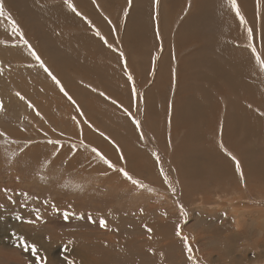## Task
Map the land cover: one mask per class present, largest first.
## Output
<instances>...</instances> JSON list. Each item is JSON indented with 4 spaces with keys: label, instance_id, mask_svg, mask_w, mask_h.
Listing matches in <instances>:
<instances>
[{
    "label": "rangeland",
    "instance_id": "obj_1",
    "mask_svg": "<svg viewBox=\"0 0 264 264\" xmlns=\"http://www.w3.org/2000/svg\"><path fill=\"white\" fill-rule=\"evenodd\" d=\"M143 1L155 39L157 25L169 32L167 65L177 77L184 48L173 43V32L194 1L172 18L161 16L162 0ZM2 2L0 240L23 241L26 260L40 264H264V176L247 174V163L228 151L222 111L182 124L173 105L180 86L160 81L156 87L150 77L163 50L149 46L138 64V26L126 39L131 50L121 46L134 0L120 7L104 1L107 13L101 0H71L75 11L67 0ZM34 4L59 10L44 15ZM9 14L23 35L12 31ZM257 54L262 60L264 54L255 53L264 74ZM215 97L224 107L226 98ZM208 147L221 156L206 154ZM197 151L209 161L199 180L186 175Z\"/></svg>",
    "mask_w": 264,
    "mask_h": 264
},
{
    "label": "bare ground",
    "instance_id": "obj_2",
    "mask_svg": "<svg viewBox=\"0 0 264 264\" xmlns=\"http://www.w3.org/2000/svg\"><path fill=\"white\" fill-rule=\"evenodd\" d=\"M101 1H103L104 12L112 11L111 8L104 4V1L108 3V0ZM114 1H116L118 6L119 4L122 6L126 5V0ZM169 1L170 4H167L166 0L161 2L163 5L161 16L163 17L168 12L170 14V16L168 15L169 18L176 17V14L186 3L189 2L190 6L191 1H194V10L186 14L187 16L184 17L177 31L173 32V43L179 48H184L183 55H181L182 58L176 63L175 73L177 77L171 78L170 68L167 65L169 61L167 49L170 43L169 32L166 31L167 28L161 29V24L157 25L158 32L161 31L155 39L152 22H149V24L146 22L150 6L148 4L143 6V0H134L133 5L128 10V22L126 25H122L121 36L123 38H121V46L124 45L131 50L128 45L129 41L126 39H128L127 37L131 31L138 26L139 36L138 39H135L138 40L136 44L139 46V50L142 48L139 51L141 59L138 64L141 65L146 61L145 58L147 57L145 56L149 46H158V48L163 50L159 61H154L155 63L152 61L158 69L154 70L153 66L150 77L156 79L154 84L156 87L160 84V81L164 84L173 81L180 86L176 90L177 99L173 102V105L176 107L175 113L181 119L182 124L189 122L188 124L193 125L194 122H201L205 113H209L210 117L214 119L215 115L222 111L221 134L222 137L225 136L226 142L229 143L230 148L233 150L229 149L228 151L239 155L247 163V174L250 173L258 178L263 177L264 116L261 114L260 108L261 105H264V74L260 72L258 66H255L257 64L255 53L263 52L264 54V34L262 39L260 36L261 32L264 33V0H256V2H253V0L240 1V5L246 10L245 17H243L244 21L237 15L231 0ZM110 3H113L112 0H110ZM175 5L181 6L179 9L174 10ZM33 6L35 9L41 10L43 14L47 12L50 15L51 13L57 14V10H59V7L53 9L54 7L40 8L37 4ZM255 14L259 18L254 21ZM204 15L207 16L206 23L203 20ZM161 16L158 14L159 21ZM201 17L203 18L201 19ZM248 24L249 27L253 26L254 28L255 35L253 33L252 35L255 40L253 42L247 41L249 39ZM5 26L4 23H0V32L5 29ZM208 26L211 27L209 31H207ZM103 31H106L104 25ZM252 46L256 49L255 53H253ZM259 56L261 57L262 55L259 54ZM142 57H145L143 58L145 60H142ZM253 61L255 62L254 64ZM156 63L158 64L156 65ZM191 66L197 68L193 69ZM214 95L223 96L221 99L226 98L224 107L221 106L217 97L214 98ZM150 105H153L152 101H150ZM198 138L201 141L199 136ZM238 146L249 147L244 149V147L240 148ZM200 148L204 149L201 146ZM197 152L188 159L186 175L188 174V177L199 180L201 175L206 173V166L209 161H205V154L202 151ZM221 153L216 147H210L206 150V154L213 156H221ZM261 153H263V156ZM48 260H41V264ZM72 262L75 264L74 261Z\"/></svg>",
    "mask_w": 264,
    "mask_h": 264
},
{
    "label": "snow or ice",
    "instance_id": "obj_3",
    "mask_svg": "<svg viewBox=\"0 0 264 264\" xmlns=\"http://www.w3.org/2000/svg\"><path fill=\"white\" fill-rule=\"evenodd\" d=\"M129 2H131V0H129ZM67 3H68V5H69V7H72L73 11H75V6L72 4L71 0H67ZM231 4H232L233 7L236 8V13H237V15H240L241 20H243L244 18H243V16H242L241 13H240L239 7H238V5L236 4V0H231ZM3 15H4L3 2H2V0H0V16H3ZM8 19L11 20V22H12V31H13L14 33L19 32L21 35H23L22 31H21L20 28H19V25L16 23V21H15L14 19H12V17H11L10 14H9V16H8ZM248 31H249V36H251V35H252V29H249ZM97 35H99V32H97ZM23 42H24L25 44H28V41H27V40H24ZM29 48H30V50H31V46H30V45H29ZM252 50H253V52L256 51V49H255L254 46H252ZM32 55L36 56L37 61H39L40 64H41V66L44 67V63H43V61L41 60L40 56L36 54V52H35L34 50H32ZM121 55H123V53H121ZM256 58H257V60H259L261 68H264V60L260 59L259 54H257V57H256ZM45 71H48V69L45 68ZM49 74L51 75V73H49ZM52 79H53L57 84L60 83V81L57 80L55 76H53ZM61 90L63 91V88H62V87H61ZM17 95L19 96L20 93H17ZM65 95H67V93H65ZM68 98H69L70 100L72 99L70 96H69ZM21 99H23L22 96H21ZM73 102H74V101H73ZM2 106H3L2 103H0V108H2ZM136 123L139 124V121H137ZM233 159L235 160V157H233ZM105 163H110V162L107 161V159H105ZM236 166H237V169L239 170V168H240L239 161L236 162ZM119 171L123 172V175H124L128 180H130L134 185H140L141 187H144V185H142L140 181L133 179V177H132L127 171H124L123 169H119ZM241 175H243L242 172H241ZM181 209H183V206H182V205H181ZM100 223H101L102 226H106V221L101 220ZM149 231H151V229H149ZM184 239L187 240V237H185ZM188 250H189V252H191V248H190V247H189Z\"/></svg>",
    "mask_w": 264,
    "mask_h": 264
},
{
    "label": "crops",
    "instance_id": "obj_4",
    "mask_svg": "<svg viewBox=\"0 0 264 264\" xmlns=\"http://www.w3.org/2000/svg\"><path fill=\"white\" fill-rule=\"evenodd\" d=\"M6 243L7 242H5L4 239L0 240V264H40V259L37 261L34 259H31L30 261L26 260L28 257L24 252L25 246L23 241L22 245L18 242H14L9 246ZM20 250H22L23 253L20 252Z\"/></svg>",
    "mask_w": 264,
    "mask_h": 264
}]
</instances>
